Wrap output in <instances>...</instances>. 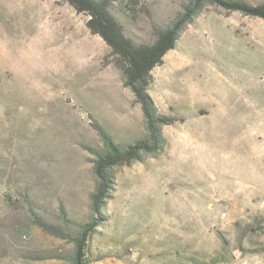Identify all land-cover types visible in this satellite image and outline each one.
Wrapping results in <instances>:
<instances>
[{"label": "rangeland", "instance_id": "rangeland-1", "mask_svg": "<svg viewBox=\"0 0 264 264\" xmlns=\"http://www.w3.org/2000/svg\"><path fill=\"white\" fill-rule=\"evenodd\" d=\"M187 1L109 9L127 37L150 43ZM87 19L61 0H0V264H71L73 242L31 224L30 209L74 235L91 218L93 124L122 144L146 136ZM147 92L174 121L160 153L115 168L87 263L264 264V20L206 4Z\"/></svg>", "mask_w": 264, "mask_h": 264}, {"label": "trees", "instance_id": "trees-1", "mask_svg": "<svg viewBox=\"0 0 264 264\" xmlns=\"http://www.w3.org/2000/svg\"><path fill=\"white\" fill-rule=\"evenodd\" d=\"M61 1L67 2L77 13H84L88 16L86 27L90 33L98 35L108 46L112 62L121 72L124 86L132 92L140 104L146 128L145 137L133 143L122 144L115 141L105 128L93 124L100 138L101 147L89 148L94 156L91 171L95 179L94 188L89 195L91 218L81 223L74 235L69 234L64 227L61 228L46 221L30 209L31 224H35L49 234L73 242L71 264H88L87 243L100 224L97 216L102 213L104 204L110 195L115 178V168L131 164L140 159L142 154L160 153L165 143L161 127L174 121L156 112L154 103L147 92L153 68L162 63L164 55L175 46L183 27L206 4L215 5L226 13L238 12L264 20V1L250 4L243 0H188L168 26L155 28L152 42L140 44L124 34L122 25L109 9L110 0ZM215 262L213 260L212 264ZM194 263L207 264V261L194 260Z\"/></svg>", "mask_w": 264, "mask_h": 264}]
</instances>
